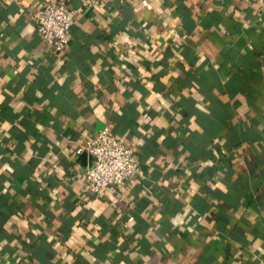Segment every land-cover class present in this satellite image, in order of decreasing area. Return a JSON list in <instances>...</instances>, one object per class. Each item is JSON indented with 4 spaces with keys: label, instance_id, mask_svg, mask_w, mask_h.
I'll use <instances>...</instances> for the list:
<instances>
[{
    "label": "crops",
    "instance_id": "crops-1",
    "mask_svg": "<svg viewBox=\"0 0 264 264\" xmlns=\"http://www.w3.org/2000/svg\"><path fill=\"white\" fill-rule=\"evenodd\" d=\"M45 1L0 0V264H264V0H98L62 53ZM104 127L142 174L95 196Z\"/></svg>",
    "mask_w": 264,
    "mask_h": 264
},
{
    "label": "built area",
    "instance_id": "built-area-1",
    "mask_svg": "<svg viewBox=\"0 0 264 264\" xmlns=\"http://www.w3.org/2000/svg\"><path fill=\"white\" fill-rule=\"evenodd\" d=\"M97 2L83 0V6L74 9L66 0L45 1L33 13L38 33L53 52H64L76 15L83 7ZM82 151L87 152L92 160L86 171L85 186L95 196L104 195L110 187L122 188L142 174L133 147L119 140L108 127L99 130L76 150L78 154Z\"/></svg>",
    "mask_w": 264,
    "mask_h": 264
}]
</instances>
